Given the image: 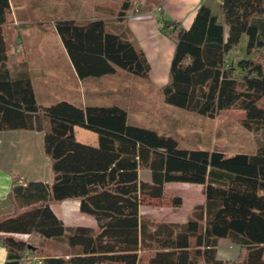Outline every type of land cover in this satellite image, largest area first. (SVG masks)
Instances as JSON below:
<instances>
[{"label":"trees","instance_id":"16d2710c","mask_svg":"<svg viewBox=\"0 0 264 264\" xmlns=\"http://www.w3.org/2000/svg\"><path fill=\"white\" fill-rule=\"evenodd\" d=\"M130 9L128 0L114 21L56 23L81 81L114 75L117 68L150 80V63L126 26ZM9 11L10 0H0V132H45L54 182L24 186L14 180L13 212L0 217L6 264H264V138L254 153L227 157L183 149L172 137L132 126L122 107L66 101L41 107L28 74L11 77L7 67L2 27ZM160 32L175 45L169 82L161 89L166 104L210 119L239 111L247 131L264 132V0H221L219 14L202 5L189 29L163 20ZM240 49L249 57L238 58ZM77 127L97 134L98 145L79 142ZM140 170L150 171L152 181H141ZM173 183L202 186L205 202L185 223L144 218L142 206L168 197L166 185ZM173 199L182 206L180 197ZM72 200L97 229L65 227L51 205ZM221 240L240 247L235 261L218 259ZM47 242L70 253L49 255Z\"/></svg>","mask_w":264,"mask_h":264},{"label":"crops","instance_id":"0c3cea01","mask_svg":"<svg viewBox=\"0 0 264 264\" xmlns=\"http://www.w3.org/2000/svg\"><path fill=\"white\" fill-rule=\"evenodd\" d=\"M49 5V2L47 4L44 2V6H34L29 3L22 5L19 0H10L9 21L2 27V31L7 43V67L11 77L16 78L27 73L32 82L37 104L41 107H49L66 101L87 108L95 107L94 104L97 101L102 102L106 99L112 104L107 107L124 108L125 100L121 96V91L126 87L122 86L119 79L122 76V70L117 68L114 75L81 81L61 40L60 43L56 38L51 43V41L47 42L42 39V36L48 34L47 31L44 32L43 24L45 22H41V19L34 17L33 14L36 11L43 14H49L50 11L56 12L57 4H55V8ZM202 5L209 6L215 13L216 7L220 10L221 0H164L158 9L140 14L130 12L125 18L126 26L150 63V82L156 88L168 84L175 50V45L160 32L163 20L180 22L186 29H189L197 10ZM87 6L75 3L76 9L72 12L73 15L68 11V17L63 16L52 21L51 26L55 27L56 23L62 20H71L79 24L89 23L96 19L108 21L109 17L105 15L95 17V7L90 11ZM85 7L87 8L86 13L90 14L91 12V16L78 17ZM158 14L163 19L162 21ZM112 92L115 95H111ZM81 143L97 146L98 135L93 137L90 143ZM139 178L141 181L151 182L152 174L148 170H140ZM14 180H18L24 186L29 183L53 184L54 173L51 161L45 152V132L27 130L0 132V217L9 216L13 212L9 194ZM204 202L205 199L200 204ZM51 209L66 228L97 229L96 220L81 212L79 201L72 200L52 204ZM220 243L218 259L231 261L220 257ZM7 261V252L0 246V264H6ZM37 261L39 259H34L33 264H37Z\"/></svg>","mask_w":264,"mask_h":264},{"label":"rangeland","instance_id":"374dc122","mask_svg":"<svg viewBox=\"0 0 264 264\" xmlns=\"http://www.w3.org/2000/svg\"><path fill=\"white\" fill-rule=\"evenodd\" d=\"M127 1L128 0H19V3L22 5L29 3V5L33 4L34 6H44V2L45 4L49 2L52 7L57 4L56 12L50 11L49 14H43L40 11H36L33 14L34 17L40 18L41 22H45V24H43L44 32L47 31L46 33L48 34L47 36H42V39L47 42L51 41L52 43L56 38L60 42V38L57 35L55 27L53 25V27L51 26V22L63 16L68 17V11L73 15L72 12L76 9L75 3L88 5L87 8L90 11L95 7V17L105 15L109 17L108 20L114 21L116 20L117 13L121 11L123 4ZM158 1L159 0H130L131 9L129 14L130 12L134 14L145 13L150 6H153ZM87 8L85 7L83 11L78 14V17L86 15L91 16V12L90 14L86 13ZM219 12L220 10L216 7L215 13L219 14ZM158 16H160V14H158ZM162 20L160 16V21ZM9 47L11 48V44ZM257 53L258 52L253 53L252 57L255 58L259 55ZM236 54L238 58L249 57L244 49L238 50ZM231 60L230 58V61ZM119 79L122 82V86L126 87L125 90L121 91V96L125 100L124 109L128 113V123L132 126L154 130L161 135L172 137L179 142L180 147L183 149H199L208 150L210 152L218 151L225 154L227 157H233L238 153H254L257 146L264 138V132H249L242 126V121L245 119V115L242 112H224L214 119L198 116L170 106L164 102L161 89L167 84L164 86H157L156 88L150 80L135 77L124 71H122V76H120ZM110 94L115 95L113 92ZM94 105L98 107H107L112 104L105 99L102 102L97 101ZM76 132L79 142L90 143L93 137H97L95 133L80 127L76 128ZM166 186L168 197L161 201L145 203L141 208L142 216L154 220L155 222L185 223L189 219L193 208L204 201L205 196L203 188L199 185L183 183H173ZM174 197H180L182 199L183 204L181 207L178 208L175 206ZM19 238L28 240L27 237ZM34 243L39 244V241L34 240ZM45 245L46 248L51 249L49 255L64 256L70 253L67 247L58 243L47 242ZM239 250L240 248L233 245L229 240H223L220 243V257L222 259L235 261L239 256Z\"/></svg>","mask_w":264,"mask_h":264}]
</instances>
